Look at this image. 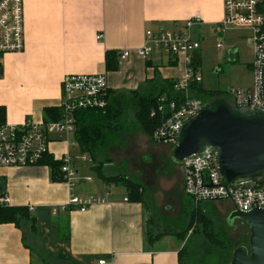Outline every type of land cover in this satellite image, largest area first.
Here are the masks:
<instances>
[{
    "label": "crops",
    "instance_id": "1",
    "mask_svg": "<svg viewBox=\"0 0 264 264\" xmlns=\"http://www.w3.org/2000/svg\"><path fill=\"white\" fill-rule=\"evenodd\" d=\"M193 17L201 22L190 28V36L202 45L222 19V0H24L25 48L5 55L0 69L4 123H43L44 110L59 107L61 82L68 75L105 74L113 96L145 93L157 80L182 79L184 57L153 54L143 59L134 51L142 47L146 31H183ZM200 48L192 66L201 75ZM122 51H131L127 60L120 59ZM107 54L112 55L110 70ZM74 142L73 135L53 134L48 146L54 161L67 153L74 157L71 187L62 177L52 180V169L42 163L0 168V196L8 197V207L27 208L32 221L22 227L0 224V264H33L34 256L39 264H183L185 244L179 237L149 235V202L131 201L122 184L108 181L111 167L100 158L80 160ZM97 162L109 174L98 172L99 181L89 171H99ZM170 162L182 183L181 167ZM106 185L111 186L107 194ZM180 191L186 197L182 184ZM71 196L105 200L84 212L69 209L53 216L52 209Z\"/></svg>",
    "mask_w": 264,
    "mask_h": 264
},
{
    "label": "built area",
    "instance_id": "2",
    "mask_svg": "<svg viewBox=\"0 0 264 264\" xmlns=\"http://www.w3.org/2000/svg\"><path fill=\"white\" fill-rule=\"evenodd\" d=\"M200 22L199 17H193L187 20L183 31H146L142 47L134 51L143 59L153 54L171 58L182 56L186 64L185 76L173 85V91L179 95L173 98L161 95L149 113V117L157 122L151 136L154 143L173 147L181 126L198 115L205 104L196 97L193 89V83H201L200 73L192 66V56L199 50L200 42L193 40L189 32ZM227 29L251 32L253 62L248 67L252 75L251 87L230 88L225 99L238 106L248 105L251 111H264L260 83L264 65V0H222V19L213 31L221 34ZM24 48V0H0V69L5 55L20 54ZM216 48L223 46L217 44ZM130 55L131 51H122L119 57L127 60ZM61 92L59 108L62 113L58 121L36 123L25 120L21 124L0 125V168H28L40 164L49 152L50 136L74 135L76 113L105 109L110 89L105 74L68 75L61 82ZM72 145L78 147L76 141ZM79 159L87 161V156L80 154ZM61 162L63 182L71 187L76 175L74 157L67 153L61 157ZM180 167L183 193L194 203L228 201L233 209L244 213L264 209V183L261 186L248 183L223 187L215 155L210 150L184 159ZM110 189V185L105 186L106 194ZM104 200L71 196L66 204L54 207L52 215L69 209L84 212ZM0 205L8 207V197L0 196Z\"/></svg>",
    "mask_w": 264,
    "mask_h": 264
},
{
    "label": "rangeland",
    "instance_id": "3",
    "mask_svg": "<svg viewBox=\"0 0 264 264\" xmlns=\"http://www.w3.org/2000/svg\"><path fill=\"white\" fill-rule=\"evenodd\" d=\"M251 37L250 31L242 29H227L221 34L209 31L205 34L204 42L202 45L200 43L199 70L204 89L217 88L224 91L250 87L252 76L248 66L253 62ZM217 44H222V50L216 48ZM228 52L230 55L226 58ZM234 52L236 54L233 55ZM125 128L127 133L113 142L104 160L102 157L99 160L111 167L113 177L144 187L143 199L140 200L149 202L146 209L147 220L145 219L149 235L154 231L157 233L154 236L156 239L163 236L179 237L185 244L183 264H191L188 254L192 251L194 254L202 246H206L211 252L203 253L206 255L203 264H228L234 249L248 247V225L242 220H228L233 210L231 203L225 201L197 204L189 201L180 191L182 183L179 169L170 162L171 147L154 143L150 134L137 130L131 110H127L125 114ZM97 166H100L98 162ZM98 170H89L96 181L100 179L98 172L102 176L108 174L105 166H100ZM117 189L123 190L120 185ZM196 205L208 221L199 228L193 216ZM209 225L213 229L210 238L204 234V229ZM64 226L62 224V229ZM25 237L27 241L30 240L27 233ZM222 254L223 257L226 254L228 257L216 263L215 258ZM33 261V264H39L35 256Z\"/></svg>",
    "mask_w": 264,
    "mask_h": 264
},
{
    "label": "water",
    "instance_id": "4",
    "mask_svg": "<svg viewBox=\"0 0 264 264\" xmlns=\"http://www.w3.org/2000/svg\"><path fill=\"white\" fill-rule=\"evenodd\" d=\"M217 72V71H216ZM264 100V65L260 74ZM206 149L214 155L221 185L264 183V111L238 106L218 97L205 103L198 115L180 128L169 156L175 165ZM242 220L249 228L248 247L232 251L229 264H264V209L232 210L228 220Z\"/></svg>",
    "mask_w": 264,
    "mask_h": 264
},
{
    "label": "trees",
    "instance_id": "5",
    "mask_svg": "<svg viewBox=\"0 0 264 264\" xmlns=\"http://www.w3.org/2000/svg\"><path fill=\"white\" fill-rule=\"evenodd\" d=\"M111 56L112 55L110 54L106 55L107 69L109 70L114 68L109 62ZM194 71H196V68H194ZM175 83L176 81L159 82L157 80L154 83H150V86L145 93L135 91L131 92L130 96H113L114 94L109 92V101L105 109L77 112L75 115V133L73 137L78 145L79 153L89 156L92 160L105 157L113 146V142L127 133V130H125V114L127 110L133 111L137 130L144 131L145 133L150 134L151 137L157 122L149 117V113L156 106V102L161 95H166L169 98L177 97L179 95L173 91V85ZM193 89L196 97L202 99L204 103H208L218 97L226 98L225 95L227 91H209L204 89L201 83H193ZM61 113L62 110L59 107L45 109L44 123L58 121ZM3 123L4 111L0 109V125ZM41 163L52 169V180H60V177H62L60 173L62 166L61 159L59 162L54 161L53 158L47 154ZM117 179L119 178L110 177L108 178V181L115 184H122L127 190L129 199L133 202L140 203L143 199L142 195L144 194L143 187L135 183H130L125 179ZM193 216L198 228L200 226H205L206 223H208L206 217L200 212L197 205L195 206ZM28 222L31 224L32 221L27 208H11L0 205V224H13L15 227H22L28 224ZM204 231V234L210 238V234L213 232L211 226L209 225ZM212 251L215 252L214 249H212ZM183 252H186L185 249H183ZM204 252H210L206 246L200 247V249L194 254L193 251L189 253L188 257L190 263L203 264L206 256L203 255ZM196 257L198 258L197 262ZM227 257V254L225 257H223L222 254L215 258V261L218 263L220 259L223 260Z\"/></svg>",
    "mask_w": 264,
    "mask_h": 264
},
{
    "label": "bare ground",
    "instance_id": "6",
    "mask_svg": "<svg viewBox=\"0 0 264 264\" xmlns=\"http://www.w3.org/2000/svg\"><path fill=\"white\" fill-rule=\"evenodd\" d=\"M181 166V165H180Z\"/></svg>",
    "mask_w": 264,
    "mask_h": 264
}]
</instances>
